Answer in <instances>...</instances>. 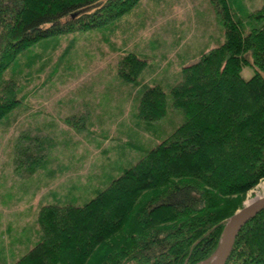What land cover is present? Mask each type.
<instances>
[{"label": "trees", "instance_id": "1", "mask_svg": "<svg viewBox=\"0 0 264 264\" xmlns=\"http://www.w3.org/2000/svg\"><path fill=\"white\" fill-rule=\"evenodd\" d=\"M98 1L0 0V121L27 98L2 79L24 52L107 26L140 2L105 0L81 12ZM208 2L223 42L184 68L169 91L183 123L82 206L41 207L40 238L14 264H201L215 254L226 221L264 179V26L243 35L228 0ZM249 18L264 20V8ZM145 66L128 53L115 71L142 89L137 118L146 127L165 116L166 94L139 81ZM244 67L253 70L248 80ZM67 122L85 129L82 117ZM44 152L19 148L17 168L33 175ZM225 264H264V210L241 229Z\"/></svg>", "mask_w": 264, "mask_h": 264}, {"label": "rangeland", "instance_id": "2", "mask_svg": "<svg viewBox=\"0 0 264 264\" xmlns=\"http://www.w3.org/2000/svg\"><path fill=\"white\" fill-rule=\"evenodd\" d=\"M228 3L243 35L264 26L249 18L264 0ZM222 42L208 0H140L116 22L44 39L24 52L2 76L27 98L0 121V264H14L39 240L41 207L82 206L172 134L184 115L172 107L170 89L184 68ZM128 53L147 61L139 81L166 94L165 116L146 127L137 118L142 89L115 71ZM241 75L248 80L253 70L244 67ZM81 117L85 129L66 123ZM29 146H41L46 160L26 177L16 159ZM262 196L264 179L243 195L241 208Z\"/></svg>", "mask_w": 264, "mask_h": 264}, {"label": "water", "instance_id": "3", "mask_svg": "<svg viewBox=\"0 0 264 264\" xmlns=\"http://www.w3.org/2000/svg\"><path fill=\"white\" fill-rule=\"evenodd\" d=\"M264 210V196L237 210L227 221L215 254L201 264H225L241 229Z\"/></svg>", "mask_w": 264, "mask_h": 264}, {"label": "bare ground", "instance_id": "4", "mask_svg": "<svg viewBox=\"0 0 264 264\" xmlns=\"http://www.w3.org/2000/svg\"><path fill=\"white\" fill-rule=\"evenodd\" d=\"M258 198H260V197H258ZM257 199V198H256ZM251 202V201H250ZM248 205V204H247ZM210 264H211V261L209 262ZM208 264V263H207Z\"/></svg>", "mask_w": 264, "mask_h": 264}]
</instances>
